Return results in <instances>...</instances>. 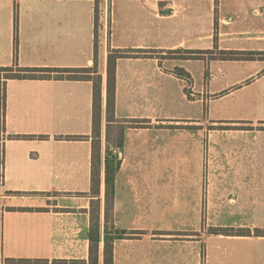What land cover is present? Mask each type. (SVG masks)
<instances>
[{"label": "crops", "instance_id": "0c3cea01", "mask_svg": "<svg viewBox=\"0 0 264 264\" xmlns=\"http://www.w3.org/2000/svg\"><path fill=\"white\" fill-rule=\"evenodd\" d=\"M177 49L264 51V0H0V67L73 70L97 58L103 117L95 197L93 81L57 71L2 77L0 264H89L94 200L99 264L111 230L127 232L114 239L113 264H264V236L255 235L264 230V65L218 82L206 57H168ZM113 50L136 55L117 60L119 121L108 122ZM106 156L120 160L109 219Z\"/></svg>", "mask_w": 264, "mask_h": 264}, {"label": "trees", "instance_id": "16d2710c", "mask_svg": "<svg viewBox=\"0 0 264 264\" xmlns=\"http://www.w3.org/2000/svg\"><path fill=\"white\" fill-rule=\"evenodd\" d=\"M16 26H17V14H16ZM17 31V27H16ZM17 50V48H16ZM135 50H113L108 56L107 62V121L115 122L119 121L115 116V97H116V64L117 60L121 57H132L136 54ZM98 53L96 43V54ZM203 54V55H201ZM222 60H254L258 58L264 59V51H234V50H169L168 57L178 59H193L201 57H211ZM57 71L59 73L72 72L74 74L68 75L75 79H88L92 80L94 84V113H93V153H92V176H91V193L95 197H99L101 194L102 184V153H101V135H102V77L98 74L97 58L95 66L92 68L81 69H50V68H31L22 67L18 64L12 67H0V82L2 77L5 79H23V78H49L51 72ZM176 73L182 77H186L188 82H192L190 74L183 68H177ZM3 73V76H2ZM79 73V74H78ZM94 73V74H92ZM64 74H58V78H62ZM6 81V80H5ZM5 97V83H3V89L1 98ZM115 137L112 140L115 146H121L124 137V126L119 124L115 129ZM120 167V160L116 156H106L105 160V201H106V218L109 219L113 212L114 204V192H115V177ZM99 203V200L93 201V207L91 211V228L88 233L90 239V260L89 264H99V241L101 238L100 230V215L95 205ZM25 210L26 208H21ZM108 230V228H106ZM114 232V233H113ZM213 233H241L251 234L248 229H234V228H212ZM105 239V264H113L114 256V239L123 237L127 232L124 230L108 231ZM255 235L264 236V230L257 229Z\"/></svg>", "mask_w": 264, "mask_h": 264}, {"label": "rangeland", "instance_id": "374dc122", "mask_svg": "<svg viewBox=\"0 0 264 264\" xmlns=\"http://www.w3.org/2000/svg\"><path fill=\"white\" fill-rule=\"evenodd\" d=\"M111 4V3H109ZM104 11V9L102 10ZM101 11V13H102ZM229 60V59H228ZM231 60V59H230ZM207 63V69H208V73H215L219 79H218V82H221V81H225V80H228L230 83L232 82H235L237 79L239 78H243L245 76H247L250 72L254 71L255 69H258L260 66H263L264 64H261L258 63L257 61L255 60H247V61H243V62H240V60H236V61H228V64L224 65L226 68H228V72H222V69H225L223 68L224 66L222 65V59H219V58H214L213 57V54L211 57H206V61ZM204 64L202 63H198L197 61H195L193 63V69H198L200 70L201 69V66H203ZM200 67V69H199ZM264 71V68L262 69ZM261 70V71H262ZM228 75V76H227ZM228 77V79H223V77ZM207 79V84H209L210 82V75L206 78ZM263 81V80H262ZM264 82V81H263ZM261 82V83H258V85H256L257 89L258 88H262L264 83ZM232 87H235V86H232ZM213 96V95H212ZM210 96V97H212ZM231 98H227L225 100H220L216 103H213V107H215L216 105H219V104H222V103H226L228 101H230Z\"/></svg>", "mask_w": 264, "mask_h": 264}]
</instances>
